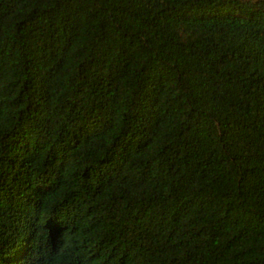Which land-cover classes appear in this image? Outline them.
Wrapping results in <instances>:
<instances>
[{
    "label": "trees",
    "instance_id": "1",
    "mask_svg": "<svg viewBox=\"0 0 264 264\" xmlns=\"http://www.w3.org/2000/svg\"><path fill=\"white\" fill-rule=\"evenodd\" d=\"M0 264H264V0H0Z\"/></svg>",
    "mask_w": 264,
    "mask_h": 264
}]
</instances>
